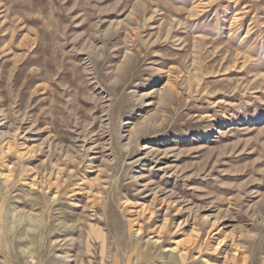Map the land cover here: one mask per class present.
<instances>
[{"label":"rangeland","instance_id":"rangeland-1","mask_svg":"<svg viewBox=\"0 0 264 264\" xmlns=\"http://www.w3.org/2000/svg\"><path fill=\"white\" fill-rule=\"evenodd\" d=\"M0 264H264V0H0Z\"/></svg>","mask_w":264,"mask_h":264}]
</instances>
